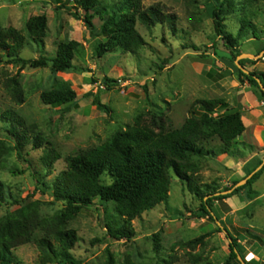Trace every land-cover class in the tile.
Masks as SVG:
<instances>
[{
	"label": "rangeland",
	"instance_id": "374dc122",
	"mask_svg": "<svg viewBox=\"0 0 264 264\" xmlns=\"http://www.w3.org/2000/svg\"><path fill=\"white\" fill-rule=\"evenodd\" d=\"M122 1L99 0V7ZM194 1L188 4L178 0H145V8L160 5L165 13L176 16L177 32L173 33L167 24L147 28L137 22L136 29L146 42L138 54L118 52L94 59L92 46L87 43L90 34L85 12L76 9L71 0H0V29L18 30L27 39L22 58H52L58 43L80 44L75 68L65 72L55 71L51 63L37 69L0 64V114L15 109L28 123L36 125L62 156L50 172L41 161L47 155L45 149L29 145L23 157L19 156L0 121V224L13 223L21 212L37 214L47 222L56 220L66 213V204L52 197V182L67 168V157L109 141L117 132L133 126L141 114L147 120L149 114L162 116L169 125L179 128L192 116L193 106L199 100H225L236 108L242 106L246 112L242 115L245 131L237 139L233 155L199 160L198 183L225 192L236 181L244 180V163L251 158H259L264 168V105L252 104L243 93L239 94L233 76L224 77L233 70L228 65L233 63V57L217 37L213 20L205 16L208 3L223 0ZM228 1L227 30L235 37L242 23L251 21L262 40L242 42L239 50L256 53L264 42V0L253 4L248 0ZM60 5L65 8L58 9ZM40 15H46L48 20L44 46L33 42L28 31L30 20ZM93 23L99 32L100 16L96 15ZM248 34L251 37L252 33ZM252 60L260 61L259 70L253 71L264 73L262 57ZM15 77L22 96L20 103L19 96L12 93L13 87L7 86V81ZM104 77L116 81L111 90L102 82ZM92 78L98 81L87 83ZM67 83L77 93L73 105L56 107L42 103V92ZM96 96L107 111L95 105ZM219 143L215 139L210 147L216 149ZM36 172L50 185L49 195L34 193ZM214 203L225 227L215 220L199 218L200 198L172 175L167 202L133 220L136 238L131 242L116 241L108 235L107 224L122 223L115 204L102 207L96 201L94 206L68 217L62 227L76 232L78 241L70 253L77 264H241L230 257V240L224 228L239 238L246 261L255 259L264 264V170L250 187ZM199 238L202 240L189 245ZM13 252L19 264H60L35 244L19 246Z\"/></svg>",
	"mask_w": 264,
	"mask_h": 264
},
{
	"label": "trees",
	"instance_id": "16d2710c",
	"mask_svg": "<svg viewBox=\"0 0 264 264\" xmlns=\"http://www.w3.org/2000/svg\"><path fill=\"white\" fill-rule=\"evenodd\" d=\"M71 1L76 9L85 12L84 21L90 34L87 43L92 46L94 59H102L110 53L118 52L138 54L139 50L146 46V42L136 29L137 22L147 28H153L157 24H167L173 33L177 32L176 16L165 13L160 5L145 8L143 5L145 0H123L118 4L102 8L99 7V0ZM178 1H185L188 4L195 2L194 0ZM248 1L253 4L257 0ZM228 6H230L228 0L217 4L208 3L205 7L206 19L213 20L217 37L233 57V63L230 65L238 81L241 84L247 82L257 99L264 103V91L257 81L259 79L264 85V73L251 71L245 74L235 64L237 57L242 54L238 52L242 42L262 39L251 21L242 23L234 37L225 24L229 12ZM58 7H60L58 9L65 8L61 5ZM96 15L102 20L99 32L96 31L93 23ZM47 24L46 15L33 17L28 24L32 41L39 46H44ZM249 32L252 33L251 37H248ZM26 45L27 39L22 32L15 29H0V64L7 62L19 65L20 69L27 66L37 69L46 68L51 63L52 68L57 72H65L76 66V54L80 46L76 41L58 43L56 54L52 58L42 56L30 60L21 57ZM261 45L256 56L264 51V42ZM255 62L251 59H243L239 61V65L246 68ZM226 74L224 77L231 75L229 72ZM86 81L95 83L98 79L92 78ZM102 82L107 90H111L116 83L107 77H104ZM7 86L13 87L14 97L19 96V103L22 102V96L17 88V78L8 80ZM76 98L77 93L68 83L41 94V101L47 106L69 107L75 103ZM94 101L98 109L108 110L107 106L101 103L99 96H96ZM149 116L150 120H147L141 114L136 118L133 126L117 132L109 141L67 157V168L53 180L51 194L55 201L66 204V213H61L56 220L47 222L40 219L37 214L21 212L20 218L13 223L0 224V264H19L13 251L26 244H35L43 254L52 256L60 264H77L70 253L78 241L76 232L66 230L62 226L68 217L76 215L84 208L94 206L96 201L102 207L115 204L116 215L122 220L121 224L105 226L109 237L116 241H133L136 238L133 220L167 202L172 175L184 182L190 192L200 198L199 218L215 220L225 227L221 217L216 213L217 207L214 202L229 198L231 194L222 195L220 193L224 191L208 185L201 186L198 183V161L216 155H233L234 145L245 131L242 106L236 108L225 100H199L193 106L192 116L179 128L169 125L167 118L155 114ZM0 121L5 124L7 136L14 143L19 156L23 157L29 145H32L33 149H45L47 155L41 161L48 172L62 158L53 143L45 139L37 126L28 123L15 109L9 108L3 111L0 114ZM215 139L220 142L216 149L210 147ZM252 163H255L254 167L250 168ZM261 163L259 158H253L251 163L245 166L247 174L244 179ZM263 170L262 167L253 174L246 185L236 188L233 192L237 193L250 187ZM34 178L36 181L34 193L49 195L50 185L38 177L37 172ZM239 181H236L230 189ZM227 237L231 239L229 245L231 259L238 260L240 254L246 264H261L255 259L246 261L245 249L238 244L239 238L232 236L229 231ZM201 240L202 238H199L189 245L192 243L195 245Z\"/></svg>",
	"mask_w": 264,
	"mask_h": 264
},
{
	"label": "crops",
	"instance_id": "0c3cea01",
	"mask_svg": "<svg viewBox=\"0 0 264 264\" xmlns=\"http://www.w3.org/2000/svg\"><path fill=\"white\" fill-rule=\"evenodd\" d=\"M247 42H251V41H247ZM261 46V45H260ZM260 46H259V48H260ZM241 48V47H240ZM239 48V49H240ZM259 48L257 49V52H258V50H259ZM238 49V52H240V53H250V54H257V52L256 53H251V52H244L243 50H239ZM262 53V52H261ZM260 53V54H261ZM259 63H260V61H257L254 65H252L251 67H249V66H247L246 68L247 69H249L248 71L249 72H251V71H253V70H255V69H258V66H259ZM228 65H230L229 63H228ZM228 67V66H227ZM227 69H230V68H227ZM259 70V69H258ZM228 71V70H227ZM230 71V70H229ZM234 72V69L233 70H231V75H229V76H233V80H234V82L236 83V85H237V88L240 90H238L239 91V94L240 93H243L244 94V97L246 98V99H249V100H251V102H252V104H254V103H256L257 105H264V103L263 102H260L258 99H257V97L254 95V93H253V89L248 85V83L247 82H245L244 84H241L239 81H238V79H237V77L235 76V74H233L232 75V73ZM260 72H263V71H261L260 70ZM250 87V88H249ZM236 88V89H237ZM237 91V90H236ZM234 106V105H233ZM260 111V110H259ZM244 112H246L245 110H243L242 109V115L244 116ZM253 158H255V157H253ZM253 158H251L250 160H248L247 162H245L244 163V165L245 166H247V164H250L251 163V160L253 159Z\"/></svg>",
	"mask_w": 264,
	"mask_h": 264
},
{
	"label": "water",
	"instance_id": "95a60500",
	"mask_svg": "<svg viewBox=\"0 0 264 264\" xmlns=\"http://www.w3.org/2000/svg\"><path fill=\"white\" fill-rule=\"evenodd\" d=\"M264 55V51L260 54V55H258V56H256V55H253V54H248V53H243V54H241V55H239L238 57H237V59H236V61H235V64L245 73V74H249V71L248 70H246L245 68H243V67H241L240 65H239V61H241V60H243V59H255V60H258L260 57H262ZM257 81H258V83H259V85H260V87H261V89L264 91V85L262 84V82L259 80V79H257ZM263 167V165H260L258 168H257V170H255L252 174H250L247 178H245L244 180H242V181H240L239 183H237V185L234 187V188H232V189H230V190H228V191H225V192H222V193H220V194H222V195H227V194H231L236 188H239V187H241V186H244L247 182H248V180L253 176V174H255L257 171H259L261 168ZM217 195H219V194H217ZM219 223V222H218ZM220 224V223H219ZM225 234L227 235L228 234V231L227 230H225ZM230 242H231V239H230ZM238 260L241 262V264H246L245 263V261L243 260V258H242V256L240 255V254H238Z\"/></svg>",
	"mask_w": 264,
	"mask_h": 264
},
{
	"label": "built area",
	"instance_id": "2783aa9c",
	"mask_svg": "<svg viewBox=\"0 0 264 264\" xmlns=\"http://www.w3.org/2000/svg\"><path fill=\"white\" fill-rule=\"evenodd\" d=\"M262 59L264 60V55L262 56Z\"/></svg>",
	"mask_w": 264,
	"mask_h": 264
}]
</instances>
